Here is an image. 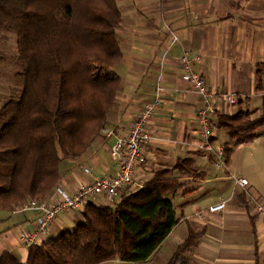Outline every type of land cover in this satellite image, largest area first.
I'll list each match as a JSON object with an SVG mask.
<instances>
[{"label": "crops", "instance_id": "0c3cea01", "mask_svg": "<svg viewBox=\"0 0 264 264\" xmlns=\"http://www.w3.org/2000/svg\"><path fill=\"white\" fill-rule=\"evenodd\" d=\"M116 4L122 18L116 30L122 58L114 70L121 86L107 114V127L78 159L64 162L57 186L72 194L98 177L115 175L112 145L145 105L155 104V114L147 124L153 139L146 146L145 164L137 169L136 178L146 182L165 169L180 176L182 186L172 197L178 223L148 260L128 263L167 264L191 232H200L179 264H264V222L256 216L249 197L254 193L264 201L246 173L238 176L248 179L246 189L229 178L235 170L232 153L243 143L233 147L223 168L217 166L213 153L205 157L197 121L201 96L188 89L180 69V57L186 53L207 80L215 114L228 112L221 97L225 93L237 97L234 111L249 109L254 115L261 114L264 88L257 85L260 78L264 81V73H258L264 71V0H116ZM213 135L215 148L228 141L224 129L215 127ZM183 162L184 166L192 162L191 168L202 175L181 173L175 167ZM54 200L51 193L45 201ZM222 201H226L223 210L208 211ZM93 202L110 204L112 200L101 196ZM12 212L13 217L0 220L7 224L3 230L9 228L11 233L9 237L0 231V238L4 236L0 255L13 252L26 261L29 250L22 246L21 234L35 230L39 214ZM81 218L82 213L57 218L39 239L43 242L66 228L73 229Z\"/></svg>", "mask_w": 264, "mask_h": 264}, {"label": "trees", "instance_id": "16d2710c", "mask_svg": "<svg viewBox=\"0 0 264 264\" xmlns=\"http://www.w3.org/2000/svg\"><path fill=\"white\" fill-rule=\"evenodd\" d=\"M121 20L116 0H0V32L16 35L14 63L19 69L0 107L1 209L20 210L31 201H45L63 176L64 162L79 158L107 127V114L121 86L114 70L122 58L116 35ZM83 47L98 50H75ZM77 79L99 91L87 102L97 125L90 140L82 125L84 105L74 101ZM257 87L264 88L263 78ZM215 115L216 127L228 136L225 163L234 146L253 141L264 128V106L258 115L249 109ZM191 163L175 168L202 175ZM179 178L173 169H165L110 204L89 202L73 229L32 246L26 261L4 252L0 264L148 260L178 223L172 197L182 186ZM200 235L191 232L167 264L181 263Z\"/></svg>", "mask_w": 264, "mask_h": 264}, {"label": "built area", "instance_id": "2783aa9c", "mask_svg": "<svg viewBox=\"0 0 264 264\" xmlns=\"http://www.w3.org/2000/svg\"><path fill=\"white\" fill-rule=\"evenodd\" d=\"M181 76L187 82L188 89L197 92L201 96V106L197 112V121L201 127L200 150L208 158L213 153L219 168L225 167L223 145L214 147L211 142L214 128L216 127L215 104L211 100L212 93L207 86L206 78L194 69L192 61L186 53L180 57ZM223 102L229 106L228 114L234 112L233 108L237 105V97L234 94L225 93L221 95ZM155 104H147L139 115L131 123L124 135L118 136L110 149L117 172L113 176H102L96 178L92 183L80 186L74 193L68 194L61 187L53 189L54 201H31L20 210H32L38 213L35 230H26L21 234L22 246L29 250L32 246L42 242L40 234L49 231L55 219L62 213L70 211H81L89 202L104 196L113 200L125 190L135 191L143 186L145 182L136 178V171L145 164V149L152 141L153 135L147 128V124L155 114ZM112 133V132H111ZM236 185L247 188L249 181L247 178H239L230 174ZM253 203V209L258 218L264 222V204L258 196L252 193L249 197ZM226 207V201L216 203L208 208L209 212H218ZM202 213L199 212V216Z\"/></svg>", "mask_w": 264, "mask_h": 264}, {"label": "rangeland", "instance_id": "374dc122", "mask_svg": "<svg viewBox=\"0 0 264 264\" xmlns=\"http://www.w3.org/2000/svg\"><path fill=\"white\" fill-rule=\"evenodd\" d=\"M100 5L102 7L105 6L102 2H100ZM17 50H18V45H17L16 35L11 33L0 32V107L7 100L12 86H15L14 76L15 73L19 71L18 67L14 63V57L17 54ZM75 50H98V49L96 48L88 49L83 47L81 49L78 48ZM85 52L86 51H84V54ZM73 89H74L73 90L74 95L76 97V100L74 101L79 103L80 105L81 104L84 105L83 114H82V118H83L82 125L85 132V139L90 140L95 137L94 134L97 132V125L95 123V118L93 117V113L90 110V107L88 106L89 103L87 102L90 100V97H98L97 93H99V91L95 88L84 87L81 79H77L75 81V85ZM80 97L83 98L84 101H81ZM219 139H223V136L220 135ZM81 152H83V150H81ZM232 154H233L232 163L234 164L235 167V170H233L234 171L233 175L238 177L241 175V173L243 172L246 173L247 178L253 184L254 190L260 194L262 201H264V128L260 131V135L256 137L253 141L249 142V144L243 143L242 145L236 146ZM11 209L12 210L8 212L0 209V220H3V218L7 219L13 217L14 212L12 211H17L18 208L16 206V207H12ZM68 214H72L73 216H76L77 214H81V213L80 211L75 210L71 213L60 214L57 217L58 219L57 218L56 219L59 220L65 218L67 217ZM10 225L11 223L8 224V227ZM6 226L7 224L4 226L3 222L0 223V231L3 233V235L8 234V236L11 237V233H9V228L3 230V228ZM71 229L72 228H66V230L60 232L57 235L52 236V238H57L63 232ZM4 236L0 238V241L2 238H4ZM101 264H132V263L112 260V261H106Z\"/></svg>", "mask_w": 264, "mask_h": 264}]
</instances>
